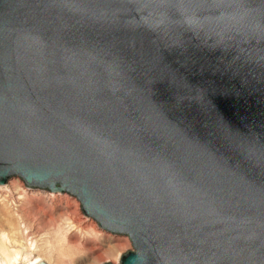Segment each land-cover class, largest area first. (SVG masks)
Returning <instances> with one entry per match:
<instances>
[{"label": "water", "instance_id": "water-1", "mask_svg": "<svg viewBox=\"0 0 264 264\" xmlns=\"http://www.w3.org/2000/svg\"><path fill=\"white\" fill-rule=\"evenodd\" d=\"M13 178L129 237L119 264H264V0H0Z\"/></svg>", "mask_w": 264, "mask_h": 264}, {"label": "rangeland", "instance_id": "rangeland-1", "mask_svg": "<svg viewBox=\"0 0 264 264\" xmlns=\"http://www.w3.org/2000/svg\"><path fill=\"white\" fill-rule=\"evenodd\" d=\"M16 184L29 200L19 199ZM132 250L128 237L105 232L85 217L75 197L27 188L19 178L0 187V264L36 258L48 264H119Z\"/></svg>", "mask_w": 264, "mask_h": 264}, {"label": "bare ground", "instance_id": "bare-ground-1", "mask_svg": "<svg viewBox=\"0 0 264 264\" xmlns=\"http://www.w3.org/2000/svg\"><path fill=\"white\" fill-rule=\"evenodd\" d=\"M17 185V184H16ZM19 185H17V186H15V187H13V189H14V192H15V194L17 195V196H19V199H22V200H24V201H26V200H29L28 198V195H27V192L26 191H24V189H21V188H19L18 187ZM5 199H6V196L4 197ZM36 201V200H35ZM38 201V200H37ZM37 203V202H36ZM36 205H38V203L36 204ZM73 206V205H72ZM25 207H23V209H24ZM75 208V207H74ZM73 208V209H74ZM37 209V208H36ZM71 209V208H70ZM77 209V208H76ZM27 210V209H26ZM69 210V209H68ZM72 210V209H71ZM70 211V210H69ZM75 214V213H74ZM74 218V217H73ZM75 220H77L76 219V217H75ZM127 237V236H126ZM129 238V237H128ZM130 239V238H129ZM111 251H113V250H111ZM18 261V260H17ZM40 261H42V259L41 258H36V259H34V260H32V261H29L27 264H37V263H39ZM9 262V261H8ZM16 262V261H15Z\"/></svg>", "mask_w": 264, "mask_h": 264}]
</instances>
